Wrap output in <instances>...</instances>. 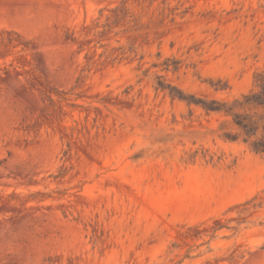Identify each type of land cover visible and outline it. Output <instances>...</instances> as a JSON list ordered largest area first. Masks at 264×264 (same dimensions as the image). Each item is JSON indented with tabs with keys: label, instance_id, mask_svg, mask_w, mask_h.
I'll return each instance as SVG.
<instances>
[{
	"label": "rangeland",
	"instance_id": "374dc122",
	"mask_svg": "<svg viewBox=\"0 0 264 264\" xmlns=\"http://www.w3.org/2000/svg\"><path fill=\"white\" fill-rule=\"evenodd\" d=\"M262 70L264 0H0V264H264V153L158 86Z\"/></svg>",
	"mask_w": 264,
	"mask_h": 264
},
{
	"label": "trees",
	"instance_id": "16d2710c",
	"mask_svg": "<svg viewBox=\"0 0 264 264\" xmlns=\"http://www.w3.org/2000/svg\"><path fill=\"white\" fill-rule=\"evenodd\" d=\"M158 86L167 89L170 94L188 103L201 105L207 111L223 112L232 116V121L238 127L239 132L226 134V137L231 139L239 137L253 151L264 153V70L256 73L254 89L231 102L196 98L164 82H159Z\"/></svg>",
	"mask_w": 264,
	"mask_h": 264
}]
</instances>
